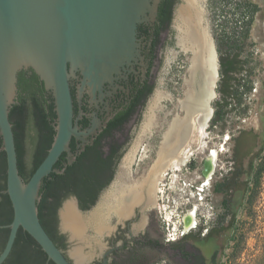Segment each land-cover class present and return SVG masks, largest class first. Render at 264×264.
<instances>
[{
  "label": "water",
  "instance_id": "1",
  "mask_svg": "<svg viewBox=\"0 0 264 264\" xmlns=\"http://www.w3.org/2000/svg\"><path fill=\"white\" fill-rule=\"evenodd\" d=\"M159 2L0 0V135L7 163L6 191L13 208L0 264L8 257L20 227L55 264H90L96 251L95 206L84 212L76 197L70 196L58 209L60 230L68 237L64 249L69 259L40 222L39 188L64 151L68 163L74 159L69 146L72 137L79 141L81 149L105 125L109 117L103 121L95 110L112 93L104 92V85H112L122 69L130 70L138 62L143 65L137 29L140 24L156 20ZM28 68L50 91L57 119L51 146L25 182L18 172L9 107L16 96L17 73ZM153 74L155 86L151 95L125 124L123 132H133V144L149 145L150 164L154 163L157 150L160 176L148 190L156 192L154 202L160 216L157 191L162 175L207 122L210 112V119L214 113L212 101L217 97L219 61L207 27L205 0H178L171 25L161 36ZM181 76L182 86L178 83ZM74 81L78 102L86 94L90 108H94L89 125L84 128L78 124L84 111L80 109L79 115L74 116ZM209 151L207 148L206 154ZM204 165L202 160L201 171ZM136 201L131 192L128 204Z\"/></svg>",
  "mask_w": 264,
  "mask_h": 264
},
{
  "label": "trees",
  "instance_id": "2",
  "mask_svg": "<svg viewBox=\"0 0 264 264\" xmlns=\"http://www.w3.org/2000/svg\"><path fill=\"white\" fill-rule=\"evenodd\" d=\"M217 1L221 5L224 18L215 30L219 79L216 86L217 97L212 101L214 113L209 125L211 128H225L227 119L233 111L238 110V114L245 112V97L253 88L252 75L255 65L251 63L252 52H246L245 45L255 14L260 7L252 0ZM176 2L177 0H160L154 22V43L159 41L160 32L168 26ZM138 28L142 34L143 24ZM71 94L76 117L79 112V102L76 98L75 83L71 85ZM144 96V90L134 86L129 96L114 107L113 116L106 121L103 132L99 133L93 144L107 143L108 141H103L106 134L113 128L123 126L135 113ZM81 109L85 111L86 107L81 104ZM56 119L53 97L44 87L42 80L31 68L20 70L17 73L16 96L9 107V120L17 151L18 172L23 181H28L51 146L56 133ZM78 124L82 128L89 125L85 113L78 119ZM238 132L229 175L216 181L213 188L215 192L223 195L220 222L226 219L227 214H232V218H235L237 208L243 202H252V190L259 185L264 170V155H261L263 145L259 151V164L256 165L254 158H251L246 171H241L237 167V161L241 162L236 150L237 140L248 133L244 129H239ZM74 140L75 138L72 137L69 142L71 151L75 149ZM95 154V157L85 163L82 154L78 153L72 162L68 163L64 151L54 164V170L41 181L37 200L38 216L46 232L62 250L66 244L64 236L57 230L58 207L68 195H75L80 205L90 199L97 179L98 165L106 160L97 151ZM189 164V166L194 165L193 162ZM6 168V154L2 148L0 135V252L7 240L8 225L13 217L12 203L6 191ZM2 264L55 263L48 258L37 241L20 227L13 247Z\"/></svg>",
  "mask_w": 264,
  "mask_h": 264
},
{
  "label": "flooded vegetation",
  "instance_id": "3",
  "mask_svg": "<svg viewBox=\"0 0 264 264\" xmlns=\"http://www.w3.org/2000/svg\"><path fill=\"white\" fill-rule=\"evenodd\" d=\"M177 3L178 0L172 10V18ZM172 18L168 26L160 32L157 43H154L155 21L151 24H143L142 34L141 30L137 29L141 42L143 65L138 62L133 64L130 70H128L130 67H126L125 71L122 69L112 85L109 83L104 85L103 91L112 93L104 97L98 109L95 108L101 120L104 121L107 117L113 116L114 107L129 96L134 86L137 89L142 88L145 93L136 111L151 95L155 86L153 69L158 58L161 36L171 25ZM185 57L188 58L186 55ZM182 82L183 76L179 78V85L182 86ZM74 83L76 84V81L72 85ZM81 104L86 107L84 113L89 123V116L94 108H90L86 94L82 102L78 103L79 111ZM130 119L123 126L111 129L103 139L108 142L103 145L93 144L99 133L103 132V127L97 134L90 136V142H87L81 149L78 148L79 141L74 140L75 149L72 151L74 158L78 153L82 154V159L87 163L95 157L97 151L102 158L106 159L98 165L97 179L90 199L82 205L78 202L80 209L84 212L95 206L96 251L90 264H215L218 252L213 246L214 240L222 234V229H220L222 225L228 223V214L226 219L220 222L222 214L220 211L216 221L207 223L204 214L198 208L195 213L194 226L186 230L183 217L193 207V204L179 216L177 221L179 225L175 234L166 232L165 223L158 215L154 202L156 192L148 190L149 186L152 187L153 181L160 176L156 165L157 150L154 153L156 159L153 164H150L149 145H135L132 143L133 132H123V127ZM66 162H68L67 154ZM164 174L166 175L167 172ZM131 192L135 194L137 201L129 205L127 198ZM70 196L76 197L68 195L62 200L58 209ZM91 198H93L92 201ZM57 230L64 236L66 243L68 237L60 230L58 211ZM206 245L212 246L210 251L205 249ZM63 251L67 256L65 249Z\"/></svg>",
  "mask_w": 264,
  "mask_h": 264
},
{
  "label": "rangeland",
  "instance_id": "4",
  "mask_svg": "<svg viewBox=\"0 0 264 264\" xmlns=\"http://www.w3.org/2000/svg\"><path fill=\"white\" fill-rule=\"evenodd\" d=\"M252 1L259 5L260 10L255 14L245 45V51L252 52L251 63L255 65L253 88L245 97V112L238 114V110L233 111L225 128H211L209 120L204 132H198L186 147L185 150L189 152L187 162L178 168L171 164L164 172L167 174H163L160 179L158 206L166 232L175 234L179 216L193 204L192 208H199L207 223L216 221L217 214L222 211L223 195L213 188L216 181L229 175L239 129L248 133L237 140V156L241 157L237 167L246 171L251 158H254L256 165L259 164L262 145L261 155H264V0ZM205 15L210 36L215 43V30L224 18L217 0H205ZM207 148L216 150L217 160L212 178L204 184L200 168ZM190 162L194 165L189 166ZM252 197L251 203L243 202L238 206L235 218L228 214V223L220 228L222 234L213 244L218 252L215 264H264V170L259 185L252 190ZM210 248L212 246H205L207 251Z\"/></svg>",
  "mask_w": 264,
  "mask_h": 264
},
{
  "label": "bare ground",
  "instance_id": "5",
  "mask_svg": "<svg viewBox=\"0 0 264 264\" xmlns=\"http://www.w3.org/2000/svg\"><path fill=\"white\" fill-rule=\"evenodd\" d=\"M214 54H215V51H214ZM215 60H216V69H217L218 63L216 59V54H215ZM216 79H217V73H216ZM210 115H211V112L209 114L207 122L203 125V127L200 129L199 132L201 133L204 132V129L207 126V123L210 119ZM188 158H189V152L187 150H184L183 153L172 163V166H174L175 168H178L180 165H183L187 161ZM216 160H217L216 150L210 149V151L207 153L204 159L205 165L202 171V177H203L204 184L209 183L210 179L212 178V175L214 174L215 169H216ZM195 213H196V208L194 206V208L189 209L187 214L183 217L184 228L186 230L194 226L196 222Z\"/></svg>",
  "mask_w": 264,
  "mask_h": 264
}]
</instances>
